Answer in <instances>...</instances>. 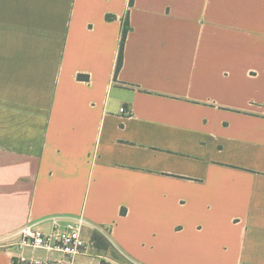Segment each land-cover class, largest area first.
Wrapping results in <instances>:
<instances>
[{
	"label": "crops",
	"instance_id": "0c3cea01",
	"mask_svg": "<svg viewBox=\"0 0 264 264\" xmlns=\"http://www.w3.org/2000/svg\"><path fill=\"white\" fill-rule=\"evenodd\" d=\"M79 217L78 264H264V0H0V264Z\"/></svg>",
	"mask_w": 264,
	"mask_h": 264
},
{
	"label": "built area",
	"instance_id": "2783aa9c",
	"mask_svg": "<svg viewBox=\"0 0 264 264\" xmlns=\"http://www.w3.org/2000/svg\"><path fill=\"white\" fill-rule=\"evenodd\" d=\"M125 117L130 111L120 108ZM86 222L76 218L63 226L55 225L48 232L33 224L22 226L15 244L13 264H78L80 256H91L94 243L86 239Z\"/></svg>",
	"mask_w": 264,
	"mask_h": 264
},
{
	"label": "trees",
	"instance_id": "16d2710c",
	"mask_svg": "<svg viewBox=\"0 0 264 264\" xmlns=\"http://www.w3.org/2000/svg\"><path fill=\"white\" fill-rule=\"evenodd\" d=\"M132 1L133 0H130V5L132 4ZM128 29H129L128 28V23L126 21L125 24H124L123 30H122V35H121V40H120V47H119V53H118V60H117L114 76L117 75V73H118V71H119V69L121 67V64H122L123 45H124V40H125V37L127 35ZM92 241L94 243V248L96 250H98V251L99 250H105L107 248V246H108V244L106 243L104 238H102L97 233H94L92 235ZM102 264H106V263H102Z\"/></svg>",
	"mask_w": 264,
	"mask_h": 264
},
{
	"label": "rangeland",
	"instance_id": "374dc122",
	"mask_svg": "<svg viewBox=\"0 0 264 264\" xmlns=\"http://www.w3.org/2000/svg\"><path fill=\"white\" fill-rule=\"evenodd\" d=\"M91 237H92V236H91ZM91 239H92V238H91ZM94 249H95V248H93V250H94ZM95 251H96V249H95ZM95 251H94V252H95ZM94 252L92 251V253H94Z\"/></svg>",
	"mask_w": 264,
	"mask_h": 264
}]
</instances>
